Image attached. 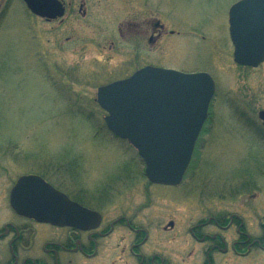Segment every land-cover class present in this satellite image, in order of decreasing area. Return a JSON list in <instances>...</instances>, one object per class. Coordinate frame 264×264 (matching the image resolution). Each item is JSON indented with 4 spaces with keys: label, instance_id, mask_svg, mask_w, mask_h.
<instances>
[{
    "label": "rangeland",
    "instance_id": "1",
    "mask_svg": "<svg viewBox=\"0 0 264 264\" xmlns=\"http://www.w3.org/2000/svg\"><path fill=\"white\" fill-rule=\"evenodd\" d=\"M64 1L62 22L47 23L20 0H0V9L8 4L0 10V227L10 221L8 195L20 176L75 161L81 184L112 195L101 203L106 218L130 211L154 243L174 221L163 238L177 235L182 248L200 213L219 206L215 197L248 178L246 170L264 168V147L237 123L264 110V65L244 69L233 58L229 11L242 0ZM152 36L158 41L150 43ZM147 66L207 73L216 83L213 127L201 133L179 187L149 185L137 151L107 130L96 101L101 86ZM132 241L107 240L98 264H138Z\"/></svg>",
    "mask_w": 264,
    "mask_h": 264
},
{
    "label": "water",
    "instance_id": "2",
    "mask_svg": "<svg viewBox=\"0 0 264 264\" xmlns=\"http://www.w3.org/2000/svg\"><path fill=\"white\" fill-rule=\"evenodd\" d=\"M22 1L43 19L56 20L65 14L59 0ZM229 25L235 63L258 68L264 62V0L233 5ZM215 91L207 73L146 67L100 87L97 104L107 113L104 121L109 132L137 151L149 182L177 187L191 163ZM10 206L19 216L60 228L90 230L100 218L32 175L21 177L13 187Z\"/></svg>",
    "mask_w": 264,
    "mask_h": 264
},
{
    "label": "flooded vegetation",
    "instance_id": "3",
    "mask_svg": "<svg viewBox=\"0 0 264 264\" xmlns=\"http://www.w3.org/2000/svg\"><path fill=\"white\" fill-rule=\"evenodd\" d=\"M59 1L65 8L64 16L53 21L42 19L44 22H62L65 18L67 5L64 0ZM7 7L8 4L2 5L1 9ZM26 10L31 18L41 19L27 8ZM156 28L160 30L157 35L160 39L164 29L159 24H156ZM156 41L158 40L152 36L149 42ZM262 65L264 62L258 68L239 67L257 70ZM262 112L264 110L259 112L258 120L256 117L242 116L237 118V123L245 124L264 147V116H260ZM213 119L214 116H207L203 131L212 129ZM208 135L212 136V132ZM195 151L196 148L190 167L195 159ZM31 175L41 178L72 202L98 213L99 223L90 230L59 228L19 216L10 207V221L4 222L0 227V247L3 246L0 248V264H98V257L101 256L106 241L114 237L122 242H126L128 238L133 239L128 247L130 255L138 264H264V195L255 194L260 192L258 177H264V168L259 169L256 174L246 170L245 177L248 178H243L239 185L232 186L230 190L215 197L219 206L206 208L200 213L202 219L189 229L192 242L182 244V248L175 242L177 235L163 238L164 234L171 235L176 230L174 221L162 228L154 243L150 229L137 225V217L132 216L130 211L112 213L106 218L100 210L101 203L109 202L108 196L112 195L105 196L99 189L81 184L78 181L79 165L75 161L25 174L18 180ZM186 175L187 173L185 177ZM149 185L156 186L151 183ZM12 189L8 195L9 204ZM35 226L46 230L39 232ZM182 255L184 258L180 260Z\"/></svg>",
    "mask_w": 264,
    "mask_h": 264
}]
</instances>
